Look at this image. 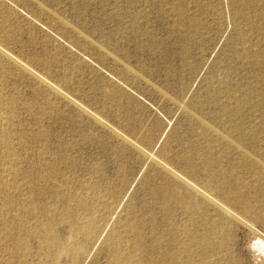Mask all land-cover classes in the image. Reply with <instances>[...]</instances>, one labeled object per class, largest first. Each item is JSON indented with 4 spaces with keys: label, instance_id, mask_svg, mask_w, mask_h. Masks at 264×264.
<instances>
[{
    "label": "rangeland",
    "instance_id": "rangeland-1",
    "mask_svg": "<svg viewBox=\"0 0 264 264\" xmlns=\"http://www.w3.org/2000/svg\"><path fill=\"white\" fill-rule=\"evenodd\" d=\"M241 151L264 164V0H0V264H264ZM188 186L235 210L207 240Z\"/></svg>",
    "mask_w": 264,
    "mask_h": 264
},
{
    "label": "bare ground",
    "instance_id": "bare-ground-1",
    "mask_svg": "<svg viewBox=\"0 0 264 264\" xmlns=\"http://www.w3.org/2000/svg\"><path fill=\"white\" fill-rule=\"evenodd\" d=\"M238 148H240V147H237V149ZM240 154L242 156H244L245 158H247V160L253 166H256L259 169V171L264 170V164L261 163L257 158L253 157L251 154H249L247 152L244 153L241 151ZM211 162H213V161H208L205 163L206 168H208L209 170H210V168H209L210 165L214 164V162H213V164H211ZM215 170H217V167ZM221 173L222 174L219 173L220 175L218 178L219 186H224L226 183H228V185L231 186V182H229V181H231V178H229L228 176L225 175L227 173H225V172L224 173L221 172ZM242 188H244L243 184L239 183V185H236L232 189L236 193H239L240 191H243ZM199 195H200V191L194 192L191 190V187H189V186L181 194L175 188H173V190L171 192V197L174 198V201L183 209L184 213H186L188 215L189 219H191L193 221H199L200 222L199 224H205L206 225V227H207V228H205L206 232L201 235L202 236L201 239L207 240L208 238H211V235L213 234V231H214L216 224H218L219 222H223V221L227 220V218L230 215L229 214L230 211H235V210L232 209L225 202H222L220 205L218 199H217V201H214V199L210 198L209 196H204V195L199 196ZM194 196L198 197L199 199L196 200L194 198ZM257 200L259 201V204L257 205V206H259L258 207L259 213L257 214L256 219L262 220V223L264 224V193H262ZM235 202H237L242 208H245L247 210L249 209V206L247 207V204L249 202L248 200L239 197V198L235 199ZM252 209H254V208L250 207V211H252ZM210 211H212L215 214V217H212L213 213ZM235 213L238 214L237 211ZM217 217H218V219H217ZM197 236H200V234H197ZM171 238H172L171 241L173 242L175 240V233H173V235H171ZM178 246H179L178 250H181V251L184 250V245L182 243H179ZM254 247H256L259 250V252L264 253V233L256 239V244ZM77 252H78V250L73 249V254H76Z\"/></svg>",
    "mask_w": 264,
    "mask_h": 264
}]
</instances>
